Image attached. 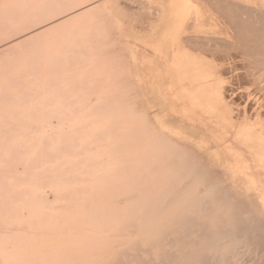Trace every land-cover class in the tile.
<instances>
[{"label":"rangeland","instance_id":"1","mask_svg":"<svg viewBox=\"0 0 264 264\" xmlns=\"http://www.w3.org/2000/svg\"><path fill=\"white\" fill-rule=\"evenodd\" d=\"M46 1L51 2L53 0H44V2H43V0H37V2H35L33 0H25V3L22 0H0V45L2 43H5L7 41L12 40V38H8V34H9L8 32L10 30H12L13 27H17L22 22L23 23H30L33 25H34V23L37 22L35 24L36 27L33 26L32 28H30L28 30V31H33L35 29L34 30L35 34L37 32H39L36 34V37L31 39L30 42H27V44L29 46H30V43L33 44L34 46H36L38 44L39 40H40V42L42 40V42L45 43V50H43V53L40 54L42 60H41V62H39V64L40 63L41 64L40 65L35 64V67L36 66L37 67L36 68L34 67V69L37 71H36L33 78L36 79L34 81L36 83L35 86L40 90V92L29 96L25 102H19L22 105L18 104V100H20L21 95L17 92V86L16 85H12V86L5 85L4 88L7 89V92H4L5 94L4 93L0 94V114H1L0 115V171H1L0 172V179L2 181L7 182V185H8V187H5L6 184L4 183L5 185L1 186L3 182L0 181V184H1L0 185V193L2 196V197L0 196V223L2 224V226L0 224V227L2 228V229L0 228V264H4L6 259L7 260L10 259V261L15 262L16 264H41V262H42V264H47V263L48 264H68V263L69 264L70 263L71 264H112V263H115L116 261L119 262L120 257H121V256H119V253L123 249V246H122L123 236L121 233V229H119V227H120V224L122 223V220L124 218L123 217V209L128 204V202L125 200V197L127 195H130V196L135 195L134 196L135 198L140 197V196L142 198L143 196H145L144 199H142V201H141V204L144 206V204H146L148 202V197L151 194L152 195L156 194V199L159 202L158 204L161 203L165 206L167 204H169V206L167 205L168 208L165 207V208H167L166 209L167 211L165 210V216H167L168 218H170V217L171 218L172 217L177 218L178 215L181 214L180 210H183V207L181 206L182 205L181 201L185 197V194H187L188 192L194 193V191H196L197 193L199 191V193H202V194L205 193L206 194L209 191L206 189V184H207L206 182H205L206 184L204 186L205 179H204V181H202L203 180L202 178L194 180L195 179L194 175L188 176V175L182 174L180 172L182 167H180V166L187 164L184 166L193 167L194 165H196L195 168H203V167H201L203 165L207 169H210V170L214 169V167H217V165H215L216 162H215L213 155L211 153V148L213 146L211 148L209 147L210 148L209 150L205 149V151H204V149L198 148L191 143L193 145L192 146L190 144V142H188V141H186V142L185 141H179L176 137L171 136L165 132L166 133L165 137L168 140V145H169V147H171L168 150V151H170L169 153L172 155L169 157V159L174 157V159L172 158L174 161L172 160V162L169 164V162L171 160L168 161L169 159H167L166 161H168L167 162L168 164L166 163V161L164 163H161L157 160L149 159L145 154V152H146L145 142L147 140L146 139L147 138V130H145L146 124L144 122V121H146L145 117L147 115V119L151 121V123H152L151 127L159 128L155 122V116L157 113L160 112V109H159V107H153L156 109H152V107L150 106L151 101L149 99H147L146 96H142L144 94V84L145 83L143 82L144 75L141 72L146 68L144 66V64H142V58H143V55L145 53V46L139 41V38H140V34H142L144 31H146V29L148 28V25L151 22H153V19L154 20L157 19V17L155 15L150 14V11H149L151 7L154 8V7H156V5H154L150 0H141V1H146L145 3H148V4H144L141 1L140 2L142 4H140V2L138 3V0L137 1L136 0H134V1H132V0H120L121 2L126 1L125 3H127V5H128L126 8L124 4L122 5V7L120 6L122 3H117L118 7H115L116 6L115 2H118V0L117 1H113V0H102V1H100V0H91V1L90 0H79L78 1V0H74L71 3L75 2V4L67 5L65 3L66 6L65 5H64L65 7L62 6L63 8H65L64 11L66 13H64L63 9L61 10L58 7H57L58 9L56 11H54L53 9H51V11H47V10H50V8H52V7L45 10V8H47V5L45 7H43V6L46 4ZM54 1H59V0H54ZM60 1L56 3L57 6L60 5V3L61 4L64 3V0H62V2H60ZM67 1L70 2L71 0H67ZM99 1L101 2V4L99 3ZM135 1H136V3H134ZM230 1H232L234 4H237V6H243L244 5L247 7H258V6L261 7L262 4L264 3V0H257L258 3H255L256 5L253 4V2H255V0H249V1H251V4H249V2H247L248 0H243V2L242 1L238 2L239 0H230ZM14 2H15V4H14ZM92 2H94L96 4H94ZM102 2L104 3V5H102L103 4ZM113 2H114V4H113ZM245 2H247L246 4H248L250 6L246 5ZM52 4H55V3L52 2ZM214 4H217V3H214ZM48 5H50V3H48ZM73 5H75V7H73ZM92 5H94L93 9L91 8ZM132 5L133 6L138 5L137 9L134 8ZM141 5H143V7H146V10L148 11L147 13L150 16L147 13H145V14H147L146 16L141 15L142 13L144 14V12H145L144 11L145 9L143 10L142 9L143 7ZM223 5H224V7L226 6L225 4H223ZM223 5H222V7H223ZM51 6H53V5H51ZM68 6H69V8H68L69 12H67ZM84 6H86V7H84ZM218 6H221V4H218ZM87 7H89V8H87ZM95 7H97V8H95ZM114 7L117 9L120 8L119 11L122 10L121 12H123L125 19H123L124 17L123 18L121 17V15H122L121 12H119V15L121 14L120 17H119V15L116 14L118 12H117V10H115V11L113 10V9H115ZM215 7H216V5H215ZM215 7L213 6L212 3L205 4V9L208 10V12L211 15H213L214 17H217V20L220 22V24L222 23L223 26L229 27L228 34L224 35V37H223V35H219L218 36L219 38L217 36H214L215 38L211 37L212 39L213 38L216 39V41L218 42L214 45L213 50L211 48L212 45H211V47L208 46L209 45L208 43L210 42L209 39L204 40V36H197V35L192 34V33L188 34L189 35L188 38L190 39L191 42L189 41V43L187 45V50L189 52H191V54L194 55L193 57H194L195 62H197L198 64L202 63L203 67H205V68L208 67L210 69H214V71H215V75L213 76L212 79H210V81L208 83V89H207V91H205L208 93H206V94L203 93L204 99L208 100V98H209V99L214 101L213 107L210 109V107L205 106L204 110L210 111V116L215 118L219 122L217 128L219 130L222 129V133H223V139L221 141L222 144L225 146H226V144H229L234 148L241 149L244 152V155L246 157H248L249 159H253L254 158L253 152L255 151V149L258 148V149L263 150V152H264V140L260 141L259 138L257 137V134L259 133L260 128H262V130L264 131V93H263V91H264V82H263L264 81V75H263L264 74V69H263L264 68V58H263V55H264V53L263 52H259V53L254 52L255 53L254 54V53H249L246 50H242V49H244L243 45L240 42V40H238L239 37L237 36V32L234 30L232 24L230 23L231 22L230 19H226L225 15H223V14H226V10L224 9L225 11H221V10H223L222 7L221 8L218 7L221 10H218V9L216 10ZM86 8L89 11L85 10ZM98 8H100V9L102 8L101 13L99 11H97ZM132 8H134V9H132ZM152 8H151V10H152ZM43 9L45 10V12H47V17L49 18L48 21H46L45 23L46 24L49 23V27L54 26V25L55 26L59 25L58 27L57 26L54 28L51 27V28H49L48 31H44V28L41 29L40 26H42L41 25L42 23L40 21H42L41 20L42 17H41V15L40 16L38 15L39 14L38 10L42 11ZM90 9H92V10H90ZM129 9L130 10L132 9L131 13L134 15H135V12L133 13V11H135V9H136V12L139 9L143 10L144 12H142V13H141V10H139L140 12H138V16H142L143 19H141L140 21L143 20L142 22H144L145 24L142 22H140V23H142V24H140L139 21H138V24H136L137 20L133 21V19H136V18L139 19V17H137V14H136L135 18H134L133 15L130 14V12H127V11H129ZM103 10L105 12H103ZM91 11H95L98 13L92 14ZM124 11H126L127 14L129 13L130 16H128L129 14L127 15ZM84 12H85V14H84ZM90 12H91V14H90ZM106 12H108L109 14ZM221 12H224V13H221ZM94 14L96 15V17ZM97 14H99V15H101V14L105 15L106 14L105 16H107V14H108L109 16L105 17L104 15L103 16L101 15V17H100L101 20H102V17H104V18H106V21L103 20L99 24L100 21L98 22V20H100V19L98 18L99 15H97ZM110 15H113V16H110ZM127 16H128V18L133 17V18H131L132 19L131 21L129 18L128 21L130 23H128V21H126ZM69 17L71 19H69ZM37 19H39V20H37ZM109 19H110L109 22H113L116 26H114L113 23L112 24L109 23V24H111V25H108L110 28L109 27L103 28L104 26H106L108 24ZM34 20H36V22H34ZM113 20L116 22H114ZM124 21H126L127 23ZM92 22L98 23L101 26H99L98 24L95 25ZM45 23H43V24H45ZM57 23H61L62 25L57 24ZM37 24H38V26H37ZM81 25H82V27H81ZM68 26H69V28H67ZM36 28H38V30ZM90 28H92V29H90ZM93 28H95V29H93ZM112 29H114V30L112 31ZM95 30H96V32H93ZM105 30H107V31H105ZM115 30L117 32L119 31V35L116 33ZM58 31H60L61 33L59 34ZM70 31H72V33ZM91 32H93L94 35ZM99 32L102 34H100ZM104 32H107L108 34L107 33L103 34ZM113 32L115 34H113ZM235 32H236V35H234ZM125 33H127L128 37L126 36ZM41 34H42V36H41ZM63 34L65 35V39L63 37L64 36ZM61 35L63 38L59 37ZM68 36H69V38H68ZM195 36L199 37L200 40H197L198 38L196 39ZM70 37H73V38H70ZM117 37H118V39H116ZM35 38L37 39V41ZM93 38L97 39L98 41L96 42V40H94ZM106 38H108L107 41L105 40ZM119 38H122V39L125 38L123 41V44L121 42L122 39L119 40ZM217 38L220 39L221 41L218 40ZM224 38L226 40L225 41L223 40L224 41V44H223L222 39H224ZM234 38L237 40V42H236V40H233ZM60 39H61V41H60ZM79 39H80V41H77ZM227 39H229V42H227ZM3 40H5V41H3ZM113 40H115V41H113ZM203 40L205 42L209 41L207 43L208 45L205 43L206 47H202V46H204ZM75 41H77V43ZM93 41H95L96 44ZM219 41L222 43H220ZM58 42H60V43H58ZM106 42H108V43H106ZM198 42L201 43L200 46H197ZM226 42H227V44H226ZM109 43L111 45L112 44L117 45V46H114V48H116V47H117L116 49L119 48L115 52H113V51L110 52V54H113V53L117 54L118 57L116 55H114L116 57V58H114V56H112L110 54H106V52H107L106 50H108V48L111 46ZM120 43H121V46L119 45ZM212 43H210V44H212ZM214 43H215V40H214ZM219 43H220V45H219ZM105 44H106V46H105ZM239 44H241V45L239 46ZM23 45H25V44L15 45V46H13L14 48L11 47L12 49L10 48L7 51H3L0 53V69H1L0 70V84L4 79H6L8 77H12V76L17 77L19 72L24 70V69L17 67L18 62L20 63L22 61L21 57L26 56L30 47L26 46V49H25L26 51H25L24 50L25 46H23ZM87 45H89V48L83 49L85 47H88ZM113 45H112V47H113ZM118 45H119V47H118ZM125 45H126V48H122V46L125 47ZM217 45L219 47H222V48H218L219 50L225 49L226 51H230V49L232 48L233 51H232V49H231V51L235 54H233L231 51H230L231 52V54H230V53L223 50L222 52L225 53L223 55V53L221 51H219L221 53L218 52V50H217L218 46ZM60 46L66 47V49L61 48ZM128 46H129V50H127ZM207 46L210 47L211 49L208 48ZM226 46H227V48H226ZM238 46H239L240 50H242V51H239V48L237 49ZM90 47L92 49H90ZM75 48H77L78 51L82 49L84 51V53H81L82 50L79 51V53H75V51H77V50H75ZM214 48H216L215 49V50H217L216 52H214ZM120 49L121 50L123 49V51L117 53V51H119ZM131 50H132V52L130 54ZM87 51H88V55H86ZM94 51H95V53L96 52L99 53L100 56H99V54L98 55L95 54ZM104 51H105V53H104L105 58L103 57V54L101 55V53H103ZM234 51H236V52H234ZM124 52L126 53V56L123 55ZM57 53H59V54H57ZM107 53H109V52H107ZM69 54H74L76 56V58H78L80 56V59L78 58L77 61H75L74 60L75 57L73 55H71L74 58L73 60L75 62L73 64V67H71L72 65L68 60V57H70ZM120 54L122 56H125V57H123V58L121 57V58L123 60L127 59L126 60L127 62L122 61L124 63V64L122 63L123 67L121 65H119V66L116 65L118 68L115 66L113 67L114 63L115 64L119 63L117 61H119L118 58H120L119 57ZM226 54H227V56H226ZM250 54L255 55L254 56L255 58H256V56L259 57L262 54V56L260 57L261 61H258V60H260V59H258V57L256 59H254V57ZM19 55H20V57H19ZM228 55H230V56H228ZM96 56H99V57H96ZM106 56H112V57H106ZM243 56H245V57H243ZM248 56H250V57H248ZM61 57L63 58V60L61 59ZM101 58H103V59H101ZM106 58L108 60H106ZM111 58L114 59L113 60L114 63H113ZM244 58L245 59L250 58V59H247L248 62H249V60H253V62L255 61L256 63H258V65H257V64H254L252 61H250V62H252L251 65H254L251 67H254V69H256L257 71L256 70L254 71V69L251 70L250 65L249 66L244 65V63L249 64V63H246L247 60L244 61ZM58 59H59V62L57 63ZM82 59L84 60V62L83 61L79 62V60H82ZM94 59H95V62H94ZM122 59H120V60H122ZM61 60H62V62H61ZM70 60H71V57H70ZM73 60H72V62H73ZM45 61H47V65L44 64ZM96 61H99V62H96ZM111 62L113 65L111 64ZM240 63L243 65H241ZM259 63H261L262 65ZM81 64L84 67H82ZM106 64L112 65V66H109V68H108V67H106ZM58 65L59 66L61 65V66L59 67ZM69 65H71L70 66L71 68L69 67ZM124 65H126V67H127L126 68L127 69L126 74H128V75L125 74L126 76L125 75L124 76L126 78L130 77V79L127 78L128 82H130L128 84H132L131 86L129 85L130 87L135 85L134 86L135 92H133L132 89L127 88L128 84L127 85L124 84L125 87L123 88V89L126 88V90L128 89L129 90V91L127 90L128 93L126 90H124V92H123V90H121V88H120L121 87L120 85H123V83H121V82L126 83L127 79L123 78L122 81H120L121 78L116 79L119 76L121 77L122 72H125L124 69H122V68H124ZM134 65H136V66H134ZM232 66H233V68H232ZM239 66H242V67H239ZM243 66L244 67L246 66V67L244 68ZM80 67H82L83 69ZM37 68L38 69L40 68L39 72H41V74L38 72ZM53 68H54V70H53ZM119 68H121V69H119ZM249 69H250V71H249ZM42 70H44V71H42ZM112 70H115L116 72L112 71ZM253 71H254V73H253ZM44 72L47 73L46 74L47 76L44 75ZM111 72H113V73H111ZM117 72H118V75L116 74ZM119 72H120V74H119ZM178 72H179V68H176V69H174V71L171 75V79L174 83L178 82ZM243 72H245V74ZM109 73L111 74V77L113 79L110 76H108ZM239 73H241V76L240 75L238 76ZM112 74H113V76H112ZM242 74L246 75L245 79H244V77H242ZM252 74H256V75H252ZM114 76L115 77L117 76V77L114 78ZM136 76H138V78ZM36 77H39V78H36ZM70 77L76 78L77 81L75 79H71ZM241 77L243 78V81L241 80L242 79ZM139 78L141 79L140 80L141 85L138 82ZM191 78H192V75H191ZM248 78L252 79V80H250L251 82L247 81ZM99 79H100V81H99ZM41 80H42V82H41ZM71 80H73V81L71 82ZM109 80H111V81H109ZM117 80L121 83L120 85H119V82L115 83ZM123 80H125V81H123ZM129 80H133L134 84L132 81H129ZM44 81H45V83H44ZM47 81L49 84H47ZM107 81H109V82H107ZM234 81H235V83H234ZM51 82L53 84H51ZM98 82L100 83L101 86L98 85L99 84ZM96 83H98V84H96ZM238 83H239V85H238ZM13 84H15V83H13ZM73 84L74 85L76 84L75 87ZM109 85H111V86H109ZM197 85L198 84H196L194 86V89ZM70 86H72V87H70ZM138 86H140V87H138ZM259 86H261V88ZM73 87L74 88L78 87V88L74 89ZM82 87L85 89H83ZM67 88H71V89L67 90ZM104 88H106V89H104ZM234 89H235V91H233ZM98 90H99V92H98ZM117 90H121L124 94L123 96L127 97L129 95L126 98V100H125V98L123 100V97H120L121 93H122L121 91H118L120 96H116V95H118ZM130 90L133 93H137L134 95H136L137 100L141 101V103L139 101L135 100V98H134V100H133V98H130V95H131V97L133 95V94L129 93ZM240 92H242V93H240ZM80 93L82 96L79 95ZM69 94H71V95H69ZM103 94H104V96H103ZM65 95H68V96H65ZM243 95H244V97H243ZM113 96H116V97H114V100H113ZM102 97H104V100ZM117 97H119L121 101ZM140 98H141V100H140ZM144 98H146L147 101H145ZM233 98H234V100H233ZM116 100H119L120 102H116ZM129 100H130L131 104H134V105L136 103H134L133 101L138 102L137 103L138 107H135L136 109L138 108L137 110L135 108H133L134 105H132V106L129 105L130 104V103H128ZM69 101H71V102L69 103ZM72 101H75V102H72ZM123 101L125 103H123ZM258 101H259V103H258ZM112 103H114V104L112 105ZM127 103H128V106H127ZM64 104H66V105L64 106ZM123 104H124V107H123ZM84 105H87V106L84 107ZM109 105H111V106H109ZM112 107L118 108V110L115 109L116 111H110ZM119 108L121 109L120 111H119ZM141 109H143V110H141ZM166 109H168L174 115V118L179 119V120L184 119L181 107H179V106L175 107V108L168 107ZM112 110H114V109H112ZM134 110H136L137 112H139V110H140V113H144V111H145L146 115L137 113L136 111L134 112ZM131 111L134 113H132ZM172 111H175V112H172ZM139 114L143 115V116H140ZM154 114H155V116H154ZM207 114L208 113L202 112V114L200 116H195L194 122H196V123L199 122L200 125H203L205 127H206V125L207 126L209 125L211 127H215L214 124H212V123L207 124V123H204L203 120H201V116L204 115L206 117V116H208ZM137 115H139V116H137ZM144 115H145V117H144ZM141 117H143V118H141ZM115 123H117V124H115ZM137 128H139V129H137ZM77 129H79V131ZM137 130L140 132H137ZM105 133H106V135H105ZM99 134H100V136H99ZM133 134H135V135H133ZM96 135H97V137H96ZM136 135H138V137ZM45 137L47 140L46 142H49L47 144V147H46L47 152H48L46 154L50 153L49 155H53V156H55V155L59 156L60 155L59 156L60 158L58 157L59 158V160H58L57 156L56 157L51 156L53 160H50L51 159L50 157H49L50 158L49 159L47 157L42 156L41 159H44V162H43V160H41L40 162H42L43 164L38 162L39 165H36L35 163L39 159V158H37V156H40L41 152L39 154H36V153L39 151L38 149L42 148V150H43L45 148V147H41V146H44L43 143L46 144V142H43L45 140L44 139ZM126 137L128 139H125ZM63 138H65V139H63ZM75 138L78 139L76 141V144H78V147L76 144H74ZM98 138H99V140H97V142H95L96 141L95 139H98ZM61 139H62V141H61ZM62 142H64L63 147L65 145L69 144L68 149L70 148V150H65V149H67V148H65L63 150V152L61 151L57 154L58 149L61 150V147H62L61 146L62 144L60 145L59 143H62ZM89 142H91V143H89ZM183 142H185V143H183ZM34 143H36V144L34 145ZM87 143H89V144H87ZM49 144L51 145V147ZM58 144L61 147L58 148ZM117 144L119 145L118 147H122L123 149L116 148ZM71 145H73V147ZM74 145H76V146L74 147ZM84 145H87V146H84ZM173 145H174V147H173ZM225 146H223V147H225ZM63 147H62V149H63ZM83 147H85L86 150H82V149H84ZM92 147L94 148L93 150H92ZM177 147H179V148H177ZM73 148H74V150H73ZM183 148H184V151H183ZM177 149L180 150V152L179 151L176 152L175 150H177ZM187 149L190 152L189 151L185 152V150H187ZM13 150H17L19 152L18 158H16V159H11L12 155H14V158H15V154H16V152ZM42 150H40V151H42ZM12 151L14 153H12V155H11ZM20 151L21 152L23 151V153H21ZM64 151H69V152H71V154L69 155L68 154L69 152L65 153ZM120 151L122 153H120ZM166 151H167V149H166ZM172 151L176 152L175 154H177V155L179 153L182 154V152H185L184 154L185 155L187 154V157H185V155L180 154V155H178V158L180 156H184L183 158L180 157V159H182V161L180 159L175 160L177 158V156H175L174 152H172ZM224 151H225V149H224ZM76 152L78 154L80 152H82L83 154L80 153L81 155H78ZM193 152L197 156H200L201 158L200 157L198 158ZM204 153H207V154H204ZM44 155H45V153H44ZM76 155H78V156H76ZM194 155L197 158L194 157ZM207 155L211 156V157H208ZM16 157H17V154H16ZM106 157H107V159H106ZM192 157H194V158L192 159ZM207 157L210 158V160ZM17 159H18V161H17ZM48 159L50 160V162H48L49 161ZM82 159H83V162L80 163L81 162L80 160H82ZM145 159H146V161H144ZM99 160H101V161L105 160L106 162L105 163L102 162L101 164L100 163L97 164V161H99ZM140 160H142V161L140 162ZM179 160L181 161V163L178 162ZM190 160L192 162L189 163ZM195 160H197V161L199 160V161L196 163ZM8 161H10V162L8 163ZM30 161L31 162L34 161L33 165H36V166L32 165L33 166L32 169L36 170V171H33V170L31 171V169L29 171L28 167H29ZM51 161H52V163H51ZM59 161H60V163H59ZM95 161H96V163H94ZM150 162H151V164H150ZM173 162H174V166L172 165ZM177 162L180 165V166L178 165V167L175 165V164H177ZM199 162L201 164H199ZM204 162L208 165H206ZM251 162H252V166H253L252 168L255 169L257 164L254 163V161H252V160H251ZM12 163H13V167L11 168ZM89 163L95 164V166L96 165H98V166L90 167ZM58 164H60V165H58ZM77 164H78V166L76 167ZM102 164H104V166ZM125 164H127V165H125ZM144 165H146V167H143ZM152 165L154 167L156 166V168L152 167ZM171 165L173 167H175V166L176 167L175 168L170 167ZM32 166L30 165V167H32ZM45 166H46L45 169L47 171H45V169H43ZM73 166H74V168H73ZM87 166H89V167L87 168ZM198 166H200V167H198ZM207 166L211 167V168H208ZM16 167H18V168H16ZM37 167H39V168H37ZM164 167H165V169H163ZM56 168H58V169H56ZM67 168H71L73 170L70 171V169H68L70 172H67L64 170ZM177 168H178V170H180L178 173L183 175L182 178H181V175L179 178L177 177L178 176L176 174ZM84 169H85V171H83ZM11 170H13V171L8 173V171H11ZM62 170H63V172H61ZM140 170H142V171H140ZM42 171H44V172H42ZM116 171L120 174L119 176L116 174ZM155 171L157 172L156 174H155ZM158 171H160V172H158ZM6 172L9 175H14L16 178H19V179L22 178L23 180L22 179L21 180L24 182L23 183H21V181L18 182L19 180L17 181V179H15L13 176L8 175L9 176L8 177ZM57 172H59V174H57ZM128 172H130V175H128L129 174ZM4 174L8 178L6 176H4ZM50 174H53V175H50ZM121 174H122L123 178H125V179L120 177ZM1 175H3L4 177L3 176L1 177ZM58 175H60V176H58ZM136 175L138 177H136ZM173 175H175L174 177H177L178 181H175L176 178H173L172 177ZM29 176H32V177H29ZM50 176L53 179H51ZM24 177H26L27 181L24 180ZM38 177H40V178L36 179ZM69 177L74 182H71V180L69 181V179H70ZM77 177L80 178V180H78ZM45 178L50 179V180H47L48 182H46ZM67 178H69V179H67ZM130 178L133 181L132 180L130 181L129 180ZM63 179H65V180H63ZM223 179L225 180L224 183H226V185L230 184L229 183L230 179L228 180V178L226 176H224ZM33 180H35V182H38L39 184H41L42 189L40 188V190L38 192H36V185L35 184H33L34 186L31 185V183H34ZM140 180H142V181H140ZM169 180H171V181H169ZM190 180H191V182H188ZM193 181H195V182H193ZM238 181L239 180H236V181H234V183L235 182L238 183ZM131 182H132V184H131ZM198 182L200 183V185L198 184ZM132 185H134V188L132 187ZM175 186L177 187V190H175L176 189ZM129 187H131V189ZM169 187H171V188H169ZM184 188H186V190ZM201 188H202V191H200ZM43 189H45V190H43ZM149 189L152 190L153 192L151 191V192H148V194H147V191ZM79 190H81V191L78 193ZM85 190H87V191H85ZM142 190L146 193L142 192ZM178 190H179V192H177ZM191 190H193V192H190ZM169 191H170V194L168 193ZM172 191L175 193H173ZM15 192H16V194H15ZM18 192H20V193H18ZM70 192H71V194H70ZM181 192H184V193H181ZM36 193L37 194L41 193L43 196H45L46 201L44 203L43 202L41 203L40 200H39L40 202L35 201L36 200L35 198L37 195ZM63 193H68L67 194L68 198ZM238 193H239V197H242V198L244 197L243 199H247V196L242 195L241 192H238ZM165 194L166 195L168 194L167 195L168 197L167 196L165 197ZM173 194H175V195L173 196ZM13 195L15 196L13 198H16L17 201L16 200L11 201V199H12L11 196H13ZM55 195H56V198H55ZM62 195L65 196L67 199H65L64 197L62 199L61 198ZM3 196H4V198H3ZM20 196H21V198H23L24 201L17 198ZM59 197L61 199H59ZM171 198H172V200H171ZM53 199H55V201ZM167 200H168V203L166 202ZM4 202H5V204H4ZM33 202L35 204H33ZM178 202H180L179 207H178ZM44 204L48 205V206H45ZM132 204H133V202L130 201L129 205L133 206ZM213 206L215 207V205L212 204L211 207H213ZM7 207H9V208H7ZM63 207H65L66 209ZM216 207H217V205H216ZM26 210H28V212H26ZM117 210H118V212H117ZM99 211H100V214L98 213ZM11 212L13 214V217H11V215H12ZM18 212H19L20 216H19ZM39 212L42 213L43 216H46V218H44V219L41 218L39 215ZM88 212L92 213L91 215L93 218L91 217V215ZM1 213L3 214V216ZM106 213H107L108 219L106 217ZM95 215H98L99 219H98V217L95 218ZM40 218H41V220H44V221H42L43 223L40 222L41 221ZM105 219H106V221H105ZM23 223L25 224V226ZM33 223H34V227H33ZM102 225L104 227H102ZM23 226H24V228H21ZM8 228L10 231L8 230ZM11 229H12V231H11ZM16 238H18L17 241H16ZM101 241H102V243H101ZM241 249H244V247ZM120 255H121V253H120ZM241 255H243V254L241 253L239 255L237 262L239 264H242V263L249 264L248 262L250 259V256H249L250 253L245 254V255H248V257L245 255H243L241 257ZM245 257H247L248 260L245 259ZM31 259H32V261H31ZM33 260L35 262H33ZM68 260H69V262H68ZM246 260H247V263L245 262Z\"/></svg>","mask_w":264,"mask_h":264},{"label":"bare ground","instance_id":"2","mask_svg":"<svg viewBox=\"0 0 264 264\" xmlns=\"http://www.w3.org/2000/svg\"><path fill=\"white\" fill-rule=\"evenodd\" d=\"M22 1L25 3V0H22ZM33 1L37 2V0H33ZM59 1H54V0L51 1V2H49V1L47 2L46 1V4L43 7H45L47 5V8H45V10L50 8V7H52V8H50V10H47V11H51V9L56 11L58 8L61 9V10L63 9V11H64L65 8H63L62 6H64L65 3L67 5L75 4V2L71 3L74 0H71L70 2H68L67 0H64V3H62V4L60 3V5L57 6L56 3L59 2ZM100 1H102V0H100ZM100 1H99V3L101 4ZM113 1H117V0H113ZM132 1H134V0H132ZM136 1L134 3H136ZM140 1L141 0H138V3ZM150 1L154 5H156V7H154V8L151 7L152 10H151V8H150V10L149 9L148 10L150 11V14L155 15L157 17V19L156 20L153 19V22H151L148 25V28L146 29V31H144L142 34H140V38H139V41L145 46V53H144L143 58H142V64H144V66L146 68L141 72L144 75L143 82L145 83L144 84V94L145 95L143 94L142 96H146V98L151 101L150 106L152 107V109H156V108H153V107H159L160 112L157 113L156 116L154 114L155 122H156V124L158 125L159 128L151 127L152 123H151L150 120L147 119V115L145 114V111H144V113H140V110H139V112L136 111L138 108L136 109L135 107H138V105H137L138 102L133 101L134 103H136L134 105V104H131L130 100L128 101V103H130L129 105H131V106L134 105L133 108L136 109V110H134V112L136 111L137 113L146 115V117L144 115V117L146 118V121H144L145 124H146L145 125V128H146L145 130H147V138H146L147 140L145 142V146H146L145 154H146V156L149 159L157 160V161H159L161 163H164L167 159H169V157L172 156V155L169 153L170 151H168L169 148H171V147H169L168 140L165 137V135L167 133V134H169L171 136L176 137L179 141H185V142L188 141V142H190V144L192 143L196 147L204 149V151H205V149L209 150L213 146L211 148V153L213 155V158H214V160L216 162L215 165H217V167H214V169L210 170V169L205 168V166H203V165L201 166L203 168H195L196 165H194L193 167L184 166V165H187V164H184L183 166H180L178 164V162L181 163L182 159H180V157L183 158L184 156H180L178 158V155H180L181 153H179L178 155L175 154V153L178 152V151L180 152V150L177 149V150H175L176 152L172 151V152H174L175 156H177V158L175 160H178V159L181 160V161L179 160L177 162V164H175L177 167H178V165L180 167H182L181 171L178 170V168H177V171H176L177 172L176 174L178 175L177 177L178 178L180 177L181 174L178 173L180 171L182 174H185V175H188V176L189 175H191V176L194 175V177H195L194 180L202 178L203 179L202 181H204V179H205L204 186L207 183L206 184V189L209 190L208 193L202 194V193H199V191H198V193L196 191H194V193H189L188 192L187 194H185V197L181 201V203H182L181 206L183 207V210H180L181 214L178 215L177 218H175V217L168 218L167 216H165V210L168 208L167 205L169 206V204H167L166 206L161 204V203L158 204L159 202L156 199V194H153V195L151 194L148 197V202L146 204H144V206L141 204V201H142V199H144L145 196H143L142 198H141V196L135 198L134 197L135 195H132V196L127 195L125 197V200L128 202V204L126 203L127 206L123 209V217L124 218H123L122 223L120 224V227H119V229H121V233H122V236H123V244H122L123 249L120 252L121 255L119 253V256H121L119 262L116 261L115 263H112V264H239L237 261H238L239 255L241 253L243 255H245L246 253L247 254L250 253L249 256H250L251 260L249 259V262H248L249 264H264V152H263V150L257 148L253 152L254 158L253 159H249L248 157H246L244 155V152L241 149L234 148V147H232L229 144H226V146L222 144V142H221L222 139H223L222 129L219 130L217 128L219 122L215 118L210 116V111L204 110L205 106L210 107V109L213 107V102L214 101L209 99V98H208V100L204 99L203 93L204 94L208 93V92H205V91H207L208 83H209L210 79H212L213 76L215 75V71H214V69H210L208 67H206V68L203 67L202 63L198 64L197 62H195L194 61V57H193L194 55L191 54V52H189L187 50V45H188V43L190 41V39L188 38V36H189L188 34L192 33V34H195L197 36H204V40L209 39L210 40V42L208 41L209 43L205 42L203 40L204 41V46H202V47H206L205 43L206 44L208 43L209 44V45L207 44L208 46L211 47V45H212L211 48L213 50L214 45L216 43H218L216 41V39H214L215 38L214 36L218 37L219 35H223V37H224V35H227L228 32H229V27L223 26L222 23L220 24V22L217 20V17H214L209 12H205V10L201 6V4H199V2H206V3H212L214 7L216 5V7H217V8L215 7L216 10L217 9L221 10L220 8L222 7V5L223 4L226 5L225 7L223 5V7H222L223 10H221V11H225L226 10V14H223V15H225L226 19H230L231 22L230 21L229 22L232 24L234 30L237 32V36L239 37L238 40H240V42L243 45L244 49H242V50H246L249 53H254V52H258V53L259 52H263L264 53V6H263L264 3L262 4L261 7L258 6L259 4L257 5L258 7H247V6H244V5L243 6H237V4H234L230 0H150ZM240 1L243 2V0H239L238 2H240ZM43 2H44V0H43ZM52 2H54L55 4H52ZM60 2H62V0ZM125 2L126 1H122L121 2L120 0H118V2H115L116 3L115 7H118L117 3H122L120 6L122 7V5L124 4L125 7L127 8L128 5ZM141 2L144 3V4H148V3H145L146 1H141ZM141 2H140V4H142ZM247 2H249V4H251V1L248 0ZM247 2H245V4ZM48 3H50V5H48ZM92 3H94V2H92ZM214 3H217V4H214ZM255 3H258L257 0H255V2H253L254 5H256ZM14 4H15V2H14ZM94 4H96V3H94ZM113 4H114V2H113ZM218 4H221V6H218ZM51 5H53V6H51ZM102 5H104V3ZM246 5H248V4H246ZM137 6H133V7L137 9ZM141 6L143 7V5H141ZM248 6H250V5H248ZM73 7H75V5H73ZM84 7H86V6H84ZM218 7H220V8H218ZM68 8H69V6L67 7V10H68L67 12H69ZM87 8H89V7H87ZM87 8L85 10H87ZM91 8L93 9L94 5H92ZM95 8H97V7H95ZM134 8H132V9H134ZM92 9H90V10H92ZM101 9L98 8L97 11H99L101 13V11H102ZM136 9H135V11H133V13L135 12V15L137 14V17H139V19L136 18V19H133V21L137 20L136 24H138V21H139V23L142 22L143 20L142 21H140V20L143 19V18H142V16H138V12H140L139 10H141V9H139L137 12H136ZM142 9L143 10L145 9L144 10L145 12L143 10H141V13L144 12V14L142 13L141 15H145L146 16L148 14L147 13L148 11L146 10V7H143ZM45 10L44 9L42 11L38 10L39 14L36 12L39 16L41 15V17H42V19H41L42 21H40L42 23L41 24L42 26H40L41 29L44 28V31H48L49 28H51V27H53V28L56 27V26L58 27L59 25L55 26L54 24H53L54 26L49 27V23H47V24L45 23L49 19L47 17V12H45ZM113 10L114 11L117 10V12H118V13H116L117 15H119V12L122 11V10L119 11L120 8L119 9L115 8ZM131 10L129 9V11H127V12H130V14L133 15V17L135 18V15L131 13ZM87 11H89V10H87ZM91 12H92V14L93 13H98V12H95V11H91ZM91 12H90V14H91ZM103 12H105V11L103 10ZM124 12L126 13V11H124ZM64 13H66V12L64 11ZM106 13H108V12H106ZM121 13H122V15L121 14L120 15L123 18L124 14H123V12H121ZM145 13H147V14H145ZM221 13H224V12H221ZM84 14H85V12H84ZM108 14H107V16H109ZM130 14L128 16H130ZM97 15H99V14H97ZM101 15L98 16V18L100 19V20H98V22L100 21L99 24L103 20L106 21V18H104V17H102V20H101V18H100ZM120 15H119V17H120ZM107 16H105V17H107ZM110 16H113V15H110ZM128 16H127V18H128ZM95 17H96V15H95ZM133 17H129L130 21L132 20L131 18H133ZM127 18H126V21L129 20V18L128 19ZM69 19H71V18L69 17ZM123 19H125V17ZM37 20H39V19H37ZM109 21H110V19L108 20V24L106 26H104L103 28H105V27L108 28L109 27L108 25H111L113 23V22H109ZM126 21H124V22H126ZM34 22H36V20H34ZM95 22H92V23L95 24V25L98 24V23H95ZM114 22H116V21H114ZM36 23H34V25H33V24H30V23H23L22 22L17 27H13V29L8 32L9 33L8 34V38H12V40L7 41L5 43H2L0 45V53L3 52V51H7L8 49H10L11 47H13L15 45H21V44H25V45H23V46H25V48H24V50H25L26 46H29L27 44V42H30V40L33 39L34 37H36V34L39 33V32H37L35 34L34 33L35 29L33 31H28L33 26L36 27L35 26ZM43 23H45V24H43ZM109 23H111V24H109ZM128 23H130V22L128 21ZM142 23H144V22H142ZM142 23H140V24H142ZM57 24H61V23H57ZM113 25L116 26L114 23H113ZM37 26H38V24H37ZM99 26H101V25H99ZM81 27H82V25H81ZM67 28H69V26ZM36 29L38 30V28H36ZM90 29H92V28H90ZM93 29H95V28H93ZM113 30L114 29H112V31ZM105 31H107V30H105ZM70 32L72 33V31H70ZM93 32H96V30L93 31ZM93 32H91V33L93 34ZM236 32H235V34L234 33L233 34L236 35ZM58 33L60 34L61 32L58 31ZM106 33L107 32H104L103 34H106ZM116 33L119 35V31L118 32L116 31ZM100 34H102V33H100ZM113 34H115V33L113 32ZM125 34L127 36V33H125ZM41 36H42V34H41ZM59 37H62V35L59 36ZM63 37L65 39V35ZM211 37H214V38L212 39ZM68 38H69V36H68ZM70 38H73V37H70ZM61 39H60V41H61ZM93 39L96 40V42L98 41L95 38H93ZM116 39H118V37ZM120 39H122V38H119V40ZM124 39L121 40L122 44H123ZM196 39L200 40L199 37H196ZM105 40L107 41L108 38H106ZM214 40H215V43H214ZM218 40H220V39H218ZM223 40L225 41L226 39L225 38L222 39V42L224 44ZM233 40H236V39L234 38ZM3 41H5V40H3ZM36 41H37V39H36ZM77 41H80V39L77 40ZM77 41H75V42L77 43ZM113 41H115V40H113ZM93 42H95V41H93ZM96 42H95V44H96ZM222 42H220V43H222ZM227 42H229V39H227ZM227 42H226V44H227ZM236 42H237V40H236ZM58 43H60V42H58ZM106 43H108V42H106ZM210 43H212V44H210ZM220 43H219V45H220ZM200 44L201 43L198 42L197 46H200ZM112 45L110 46L111 48L107 47L108 50H106V51L109 52V53L106 52V54H110V52H112V51L115 52L116 50L119 49V48L116 49L117 47L114 48V46H117V45H113V47H112ZM119 45L121 46V43ZM119 45H118V47H119ZM240 45L241 44H239V46ZM87 46L88 47L84 46L85 48H83V49H88L89 45H87ZM105 46H106V44H105ZM227 46H226V48H227ZM239 46L237 47V49L239 48ZM29 47L30 48H29V51L26 54V56L25 57H21L22 61L20 63L18 62V66L16 65L18 68H21V69H24V70L19 72L17 77H13V76L12 77H8V78L4 79L1 82V84H0V94H2L4 92H7V89L4 88L5 85H8V86L16 85L17 86V92L21 95L20 96V100H18V104H20V105H22V104L19 103V102H25L29 96L40 92V90L35 86L36 83L34 81L36 79L33 78L35 73H36V71H37V70L34 69V67H35V64H39V62H41V60H42L40 54L43 53V50H45V43L42 42V40H41V42L39 40V42H38V44L36 46H34L33 44L30 43ZM210 47H208V48H210ZM61 48H65L66 49V47H61ZM122 48H126V45H125V47L122 46ZM218 48H222V47H219V46L217 47L218 52L219 51L222 52L223 50L226 51L225 49L219 50ZM90 49H92V48L90 47ZM215 49L216 48H214V52L217 51ZM231 49H230V51H231ZM75 50H77V48H75ZM81 50H79V51H81ZM127 50H129V46H128ZM242 50H240V48H239V51H242ZM77 51H75V53H79V51L78 52ZM121 51H123V49L122 50L120 49L119 51H117V53H119ZM230 51H226V52L231 54L233 49H232L231 52ZM131 52H132V50L130 51V54H131ZM221 52H219V53H221ZM234 52H236V51H234ZM81 53H84V51L82 50ZM94 53H95V51H94ZM104 53H105V51L103 53H101V55L103 54V57L105 56ZM57 54H59V53H57ZM95 54L98 55L99 53L96 52ZM121 54L119 55L120 58H118L119 61H117L119 63L115 64L114 61H113L114 59L111 58L113 63H114V65H113L112 62H111L113 67L114 66L117 67L119 65H121L123 67V64H124L123 62H127L126 61L127 59L126 60L122 59L123 57L126 56V53L125 52L123 53V55H125V56H122ZM224 54L225 53H223V55ZM227 54H226V56H227ZM233 54H235V53H233ZM262 54L259 57L256 56V58L258 57V59H260L258 61H261L260 57L262 56ZM71 55H73L75 57V59ZM86 55H88V51H87ZM110 55H112V56L116 55L118 57V55L115 54V53L110 54ZM250 55H252V54H250ZM69 56L71 57V60H70V57H68V60H69V62L72 65V66L69 65V67L70 66L73 67V64L75 63L74 60L77 61L78 58L80 59V56L79 57L77 56L78 58H76V56L74 54H69ZM99 56H100V54H99ZM99 56H96V57H99ZM112 56H106V57H112ZM228 56H230V55H228ZM252 56L254 57L255 55H252ZM19 57H20V55H19ZM243 57H245V56H243ZM248 57H250V56H248ZM114 58H116V57L114 56ZM256 58L254 57V59H256ZM263 58H264V55H263ZM61 59L63 60L62 57H61ZM101 59H103V58H101ZM120 59H122V60H120ZM247 59H250V58H246V59L244 58V61L247 60ZM62 60H61V62H62ZM72 60H73V62H72ZM106 60H108V59L106 58ZM80 61L84 62L83 59L79 60V62ZM250 61L253 62V60H249V62L247 60L246 63H249V64H245L244 63V65H248V66L250 65V67L254 66V65H251L252 62H250ZM58 62H59V59L57 60V63ZM94 62H95V59H94ZM96 62H99V61H96ZM253 63L258 65V63H256L255 61ZM44 64L47 65V61H45ZM259 64H261V63H259ZM112 65H107L106 64V67L109 68V66H112ZM241 65H243V64H241ZM134 66H136V65H134ZM82 67H84V66L82 65ZM82 67H80V68H82ZM239 67H242V66H239ZM121 68H119V69H121ZM126 68H127L126 65H124V68H122V69H124L125 72L121 73L122 74L121 77L120 76L119 77L116 76L117 77L116 78L114 76V78H116V79H120L121 78L120 81H122L123 78L124 79H127V78L130 79V77H127V78L125 77L126 75H128V74H126L127 73L126 72V70H127ZM176 68H179L178 82L174 83L172 81V79H171V75H172L174 69H176ZM232 68H233V66H232ZM39 69H38V72H39ZM253 69H254V67H251V70H253ZM53 70H54V68H53ZM115 70H112V71H115ZM255 70L256 69H254V71ZM42 71H44V70H42ZM249 71H250V69H249ZM254 71H253V73H254ZM39 73L41 74V72H39ZM111 73H113V72H111ZM243 73L245 74V72H243ZM46 74L47 73L44 72L45 76H47ZM116 74L118 75V72ZM119 74H120V72H119ZM244 74H242V77H244V79H245L246 75H244ZM191 75H192V78H191ZM239 75L241 76V73H239L238 76ZM252 75H256V74H252ZM108 76L111 77V74L109 73ZM112 76H113V74H112ZM136 77L138 78V76H136ZM36 78H39V77H36ZM71 79H75L76 80V78H71ZM42 80H41V82H42ZM140 80L141 79L139 78V81H138L139 84H140ZM241 80L243 81V78ZM250 80H252V79L248 78L247 81L249 82ZM72 81L73 80H71V82ZM99 81H100V79H99ZM109 81H111V80H109ZM109 81H107V82H109ZM123 81H125V80H123ZM129 81L133 82V80H129ZM117 82H119V81L117 80L115 83H117ZM13 83H15V84H13ZM44 83H45V81H44ZM98 83H96V84H98ZM121 83H123V85L124 84L127 85L130 82H128V79H127L126 83L125 82H121ZM121 83L119 82V85ZM195 83L198 84V85L194 89V86L196 85ZM234 83H235V81H234ZM239 83H238V85H239ZM47 84H49L48 81H47ZM51 84H53V83L51 82ZM133 84H134V82H133ZM75 85H74V87H75ZM98 85H100V83ZM123 85H120L121 86L120 88L124 92V90H126V88L123 89L125 87V85L124 86ZM129 85L131 86L132 84H128V87L127 86L126 87L132 89L133 92H135V89H134L135 85H133L132 87H130ZM109 86H111V85H109ZM70 87H72V86H70ZM138 87H140V86H138ZM259 87L261 88V86H259ZM77 88L78 87H76L74 89H77ZM68 89L70 90L71 88H67V90ZM83 89H85V88H83ZM104 89H106V88H104ZM235 89L233 91H235ZM121 90H117L118 95H116V96H120L118 91H121ZM128 91H127V93H128ZM98 92H99V90H98ZM123 92L121 93L120 97H123V100H124V98L126 100V98L129 95L127 97L123 96L124 95ZM133 92H131V90H130L129 93L133 94L132 97L130 95V98H133V100L135 98V100H137L136 95H134V94H137V93H133ZM240 93H242V92H240ZM263 93H264V91H263ZM104 94H103V96H104ZM69 95H71V94H69ZM79 95H81V93ZM244 95H243V97H244ZM65 96H68V95H65ZM116 96H113V100H114V97H116ZM102 98L104 100V97H102ZM117 98H119V97H117ZM146 98H144L145 101H147ZM119 100H120V98H119ZM119 100H116V102H120L121 101V100L120 101ZM140 100H141V98H140ZM233 100H234V98H233ZM137 101H139V100H137ZM70 102L71 101H69V103ZM72 102H75V101H72ZM139 102L141 103V101H139ZM123 103H125V102L123 101ZM128 103H127V106H128ZM258 103H259V101H258ZM113 104L114 103H112V105ZM65 105L66 104H64V106ZM85 106H87V105H84V107ZM109 106H111V105H109ZM178 106L181 107V110L183 112V118H184L183 120H179V119L174 118V115L168 109H166L168 107L175 108V107H178ZM123 107H124V104H123ZM112 109H114V110H112ZM115 109L118 110V108H113L112 107L110 111H116ZM120 110L121 109L119 108V111ZM141 110H143V109H141ZM134 112H132V113H134ZM172 112H175V111H172ZM202 112L203 113H208L207 114L208 116L205 117L204 115H202L201 116V120H203V122L207 123V124L212 123V124H214L215 127H211L209 125L208 126L206 125V127H205L203 125H200L199 122L198 123L194 122L195 121L194 117L195 116H200L202 114ZM139 115H137V116H139ZM140 116H143V115H140ZM141 118H143V117H141ZM115 124H117V123H115ZM137 129H139V128H137ZM77 130L79 131V129H77ZM137 132H140V131L137 130ZM105 135H106V133H105ZM133 135H135V134H133ZM99 136H100V134H99ZM136 136L138 137V135H136ZM96 137H97V135H96ZM257 137L259 138L260 141L264 140V131L262 130V128L259 129V133L257 134ZM44 139L45 140L43 142H46L47 141L46 137ZM63 139H65V138H63ZM125 139H128V138L126 137ZM74 140H75L74 144H76V141L78 139L75 138ZM95 140H96L95 142H97V140H99V138L95 139ZM61 141H62V139H61ZM64 142L59 143V144L60 145L62 144L61 146L63 147ZM185 142H183V143H185ZM48 143L49 142H46V144L43 143L44 146H41V147H45L43 150H42L41 147H40L41 149H38L39 151L36 154H39L41 152L40 153L41 155L37 156V158H39L38 161L35 159L37 161V162L35 161L36 165H39V163L43 164L42 162H40L41 160H43V162H44V159H41L42 156L47 157V158L50 157L51 158V159L49 158L50 160H53L52 157H56L57 156L55 154H54L55 156L49 155L50 153L46 154V153H48L47 149H46ZM89 143H91V142H89ZM89 143H87V144H89ZM35 144L36 143H34V145ZM59 144H58V148L61 147V146H59ZM68 145L69 144L65 145L63 147V149L61 147V150L58 149L57 154L59 152H61V151L63 152V150L65 148H67L65 150H70V148L68 149ZM76 145L78 147V144H76ZM76 145H74V147ZM71 146L73 147V145H71ZM84 146H87V145H84ZM118 146L119 145L117 144L116 148L123 149L122 147H118ZM223 146H225V147H223ZM50 147H51V145H50ZM173 147H174V145H173ZM83 148L84 149H82V150H86L85 147H83ZM177 148H179V147H177ZM93 149L94 148L92 147V150ZM166 149H167V151H166ZM224 149H225V151H224ZM40 150H42V151H40ZM73 150H74V148H73ZM13 151H15L16 154H17V157H16V154H15V158H14V155H12V153H14ZM13 151L11 152V155H12L11 159L18 158L19 152L17 150H13ZM183 151H184V148H183ZM186 151H189V150L187 149V150H185V152ZM64 152L66 153V152H69V151H64ZM185 152H182L181 155H185L184 154ZM21 153H23V151ZM44 153H45V155H44ZM80 153L83 154L82 152H80ZM80 153L79 154L77 153V154L81 155ZM120 153H122V152L120 151ZM68 154L70 155L71 152H69ZM204 154H207V153H204ZM78 155H76V156H78ZM195 155H194V157L197 156V155L196 156ZM59 156H57L58 160L60 158ZM185 157H187V154L185 155ZM194 157H192V159ZM197 157L199 158L200 156H197ZM208 157H211V156H208ZM172 158L174 159V157H172ZM172 158L168 160V161L171 160L169 162V164L172 162V160H173ZM106 159H107V157H106ZM208 159L210 160V158H208ZM50 160L48 162H50ZM191 160L189 161V163L192 162ZM251 160L254 161V163L257 164L255 169L252 168L253 166H252ZM17 161H18V159H17ZM80 161H81L80 163H82L83 159L80 160ZM141 161L142 160H140V162ZM144 161H146V159ZM168 161H166V163ZM195 161L197 163L199 160L198 161L195 160ZM9 162L10 161H8V163ZM102 162L105 163L106 161L105 160L104 161L99 160V161H97V164H99V163L101 164ZM51 163H52V161H51ZM59 163H60V161H59ZM94 163H96V161ZM33 164H34V161H32V162L30 161L29 167H30V165L32 166ZM90 164L91 163H89L90 167L98 166V165L95 166V164H91V165ZM150 164H151V162H150ZM199 164H201V163L199 162ZM36 165H33V166H36ZM58 165H60V164H58ZM102 165L104 166V164H102ZM125 165H127V164H125ZM172 165L174 166V162L172 163ZM172 165L170 167H173ZM206 165H208V164H206ZM33 166L30 167V168L28 167L29 171H30V169H31V171L33 170L32 169ZM77 166H78V164L76 165V167ZM89 166H87V168ZM12 167H13V163H12L11 168ZM39 167H37V168H39ZM143 167H146V165H144ZM152 167H154V166L152 165ZM165 167L163 169H165ZM175 167H173V168H175ZM198 167H200V166H198ZM16 168H18V167H16ZM45 168H46V166L43 169H45ZM58 168H56V169H58ZM73 168H74V166H73ZM154 168H156V166ZM208 168H211V167H208ZM68 169H70V171L73 170L71 168H67V169H64V170L67 171V172H70ZM12 171L13 170L8 171V173H10ZM33 171H36V170H33ZM45 171H47V170L45 169ZM83 171H85V169ZM140 171H142V170H140ZM42 172H44V171H42ZM61 172H63V170ZM158 172H160V171H158ZM8 173H7V176L9 175ZM128 173L127 174L130 175V172H128ZM156 173L157 172L155 171V174ZM5 174H4V176H6ZM57 174H59V172H57ZM116 174L118 176L120 175L117 171H116ZM50 175H53V174H50ZM137 175H136V177H138ZM2 176L3 175H1V177ZM9 176H13L15 179H17V181L19 180L18 182H20V181H21V183L24 182V181H22L23 179L21 177L20 178L22 180L19 179V178H16L14 175H9ZM58 176H60V175H58ZM174 176L175 175L172 176L173 178H176V180L175 179L174 180L178 181L177 177H174ZM224 176H226L228 178V180L230 179L229 180V183H230L229 185H226V183H224L225 182V180L223 179ZM29 177H32V176H29ZM120 177L123 178L122 174H121ZM182 177H183V175H181V178ZM39 178L40 177H38L36 179H39ZM50 178H51V176H50ZM69 178H67V179H69ZM45 179H46V182H48L47 180H50V179H47V178H45ZM51 179H53V178H51ZM77 179L80 180V178H78V177H77ZM123 179H125V178H123ZM24 180L27 181L26 177H24ZM35 180H33L34 183H31V185L35 184L36 185V192H38L40 190V188H41V184H39L38 182H35ZM63 180H65V179H63ZM70 180H71V182H74V181H72L71 178L69 179V181ZM129 180L131 181L132 179L130 178ZM236 180H239L238 183L237 182L234 183V181H236ZM0 181H2V180L0 179ZM140 181H142V180H140ZM169 181H171V180H169ZM2 182H1L2 185L0 184L1 186L6 184L5 187H8L7 182H5V181H2ZM188 182H191V180L188 181ZM193 182H195V181H193ZM131 184H132V182H131ZM198 184L200 185L199 182H198ZM176 186H175L176 189L174 188L175 190H177ZM132 187L134 188V185H132ZM171 187H169V188H171ZM129 188L131 189V187H129ZM45 189H43V190H45ZM184 189L186 190V188H184ZM87 190H85V191H87ZM80 191L81 190H79L78 193ZM151 191L152 190L149 189L147 191V194H148V192H151ZM200 191H202V188H201ZM16 192H15V194H16ZM142 192H144V191L142 190ZM177 192H179V190ZM190 192H193V190H191ZM238 192H241L242 195L247 196V199H243L244 197L243 198L239 197V193ZM18 193H20V192H18ZM144 193H146V192H144ZM168 193L170 194V191ZM173 193H175V192H173ZM181 193H184V192H181ZM63 194L66 195V197L68 198V195H67L68 193H63ZM70 194H71V192H70ZM167 195L165 194V197ZM174 195L175 194H173V196ZM0 196H1V193H0ZM11 197H12L11 201L12 200L13 201L16 200V198H13V197H15L14 195L11 196ZM63 197L65 199H67L65 196L62 195L61 198L63 199ZM3 198H4V196H3ZM17 198L20 199V200H23V198H21V196L17 197ZM55 198H56V195H55ZM61 198L59 197V199H61ZM35 199H36L35 201H37V202L40 200L41 203L42 202L44 203L46 201L45 196H43L41 193H38L36 195ZM53 200L55 201V199H53ZM171 200H172V198H171ZM130 201L133 202V204H132L133 206L129 205ZM166 202L168 203V200ZM4 204H5V202H4ZM33 204H35V203L33 202ZM212 204L215 205V207L214 206L211 207ZM179 205H180V202H178V207H179ZM216 205H217V207H216ZM45 206H48V205H45ZM165 207H167V208H165ZM7 208H9V207H7ZM63 208H65V207H63ZM118 210H117V212H118ZM26 212H28V210H26ZM98 213L100 214V211ZM11 214H12V212H11ZM18 214H19V212H18ZM89 214L91 215L92 213H89ZM39 215L43 219L46 218V216H43V214L40 213V212H39ZM2 216H3V214H2ZM19 216H20V214H19ZM11 217H13V214L11 215ZM91 217H92V215H91ZM96 217H98V219H99L98 215H95V218ZM106 217H107V213H106ZM41 218H40V220H41ZM107 219H108V217H107ZM42 221H44V220H41L40 222L43 223ZM105 221H106V219H105ZM1 226H2V224H1ZM24 226H25V224H24ZM24 226L21 227V228H24ZM33 227H34V223H33ZM102 227H104V226L102 225ZM8 230H9V228H8ZM11 231H12V229H11ZM18 238H16V241H17ZM101 243H102V241H101ZM243 247H244V249H241ZM243 255H241V257ZM245 256L248 257V255H245ZM247 257H245V259H247ZM247 260L245 261L246 263H247ZM31 261H32V259H31ZM33 262H35V261L33 260ZM68 262H69V260H68ZM4 264H16V263L10 261V259H8V260L6 259ZM41 264H42V262H41ZM242 264H244V263H242Z\"/></svg>","mask_w":264,"mask_h":264},{"label":"crops","instance_id":"3","mask_svg":"<svg viewBox=\"0 0 264 264\" xmlns=\"http://www.w3.org/2000/svg\"><path fill=\"white\" fill-rule=\"evenodd\" d=\"M199 4H201V6L205 10V12H208V10L205 9V4H207L206 2H199Z\"/></svg>","mask_w":264,"mask_h":264}]
</instances>
